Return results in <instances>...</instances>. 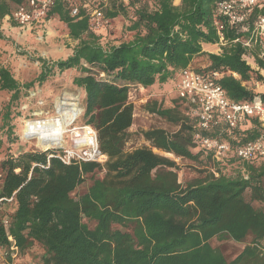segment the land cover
<instances>
[{
    "label": "trees",
    "instance_id": "trees-1",
    "mask_svg": "<svg viewBox=\"0 0 264 264\" xmlns=\"http://www.w3.org/2000/svg\"><path fill=\"white\" fill-rule=\"evenodd\" d=\"M24 1L0 0V27ZM116 1L104 8L105 27L125 14L132 39L103 44L85 10L72 15L59 1L47 19L57 16L78 40L73 52L53 62L39 58L41 71L25 83L0 65V94L10 96L0 109L6 141L17 139L14 120L30 90L75 69L80 74L73 83L85 92L83 123L96 129L99 148L108 156L103 164H66L55 156L56 148L7 152L0 162L2 256L8 264H17L21 254L26 264H264V157L215 160L196 134L215 137L218 128L200 130L197 117L177 96L167 106L156 100L146 106L175 129L143 130L150 145L126 149L136 113L132 88L174 80L182 69L194 68L196 57H206L207 65L194 69L219 73L229 100L260 97L264 103V91L255 89L264 85V49L242 42L264 9L248 12L247 31L226 26L221 44L215 26L220 0H180L178 5L175 0H120L118 6ZM205 44L219 51H206ZM263 133L258 119L248 118L236 130L237 143ZM154 148L207 170L181 182L176 160ZM86 182L87 190L77 193ZM12 246L18 247L15 258Z\"/></svg>",
    "mask_w": 264,
    "mask_h": 264
},
{
    "label": "built area",
    "instance_id": "built-area-1",
    "mask_svg": "<svg viewBox=\"0 0 264 264\" xmlns=\"http://www.w3.org/2000/svg\"><path fill=\"white\" fill-rule=\"evenodd\" d=\"M59 1L67 5L72 15H77L80 11L85 10L94 28L106 26L109 23L103 13L109 0H25L18 4L11 16H6L5 20L12 24L15 22L16 26L14 27L24 33L42 29L48 20L49 13ZM252 8L264 9V0H220L216 3L217 19L215 26L220 34L221 44H224L222 32L226 29V26L237 28L239 31H247L244 23L247 20L248 12ZM218 17L220 18L218 19ZM41 31L44 32V30ZM242 42L249 47L259 43L264 49V15L256 19L250 38ZM219 76L217 72L206 74L192 67H187L182 69L175 78L176 96L184 100L193 115L197 117L200 130L218 128V134L215 137L197 133L196 138L201 146L212 152L214 159L219 162H225L231 156H235L243 162L263 158L264 133L260 138L242 143H237L238 139L236 137V130L248 118H257L264 127V103L262 99L255 97L252 102L229 100L224 89L217 81ZM257 86H259L258 83ZM137 89L140 91L145 90L142 85L134 86L130 92L132 102L133 90ZM69 126H71L67 132L70 140L69 144L53 147L60 150L55 154L56 157L66 164L82 162H99L103 164L107 161L108 156L102 153L99 148L98 135L94 127L87 124H73V122ZM41 149L48 150L44 147ZM50 156H54V154H50ZM4 224L8 226V221L4 220ZM9 239L12 241L11 236H9ZM12 250V256L15 258L18 254V247L12 246Z\"/></svg>",
    "mask_w": 264,
    "mask_h": 264
},
{
    "label": "rangeland",
    "instance_id": "rangeland-1",
    "mask_svg": "<svg viewBox=\"0 0 264 264\" xmlns=\"http://www.w3.org/2000/svg\"><path fill=\"white\" fill-rule=\"evenodd\" d=\"M128 1L123 0L125 3H128ZM119 3L120 0H117L116 6ZM174 3L178 5L180 4V0H175ZM129 25L130 19L127 15L121 14L112 20V23L108 27H99L96 32L103 44H119L133 38L134 33L129 30ZM0 29L3 35L0 39V65L8 67L20 83L31 81L38 75L42 65L39 58L50 62L65 59L73 52L74 46L78 43V40H74L69 36L66 25L57 16H53L50 20H47L42 29H35L27 33L20 32L18 28L6 20L1 22ZM41 30H44V32ZM213 49H216V47H213ZM249 62L252 66L256 67L252 59H249ZM206 65L207 59L204 56L196 57L192 64L194 68H203ZM79 74V71L70 69L56 75V77L46 82L45 85L36 86L30 90L21 103V116L14 120L16 141L13 143L6 141L5 134L0 129V138H2L0 139V162L7 152L18 154L24 150H42V146L39 144L37 138H27L24 136L26 124L30 121H45L49 118L60 116L59 114L61 113L57 107L59 100L67 103L62 109L68 108L72 103H75L81 109V112L73 124H84L85 92L73 83V78ZM255 89L256 92H262L264 91V85L260 83V86H255ZM133 92L132 100L137 102L135 105V123L131 129L133 137L127 143V150L150 145L142 137L143 130L152 127H163L169 130L175 129L166 120L160 118L155 113L149 112L146 107L148 102H154L155 100L164 106L170 104V100L176 97L175 79L165 84H156L153 89L146 91L137 89L133 90ZM9 98L10 96L7 93L0 94V109ZM71 126L68 127L70 128ZM69 141V135L66 133L64 145L69 144ZM154 151L176 160L180 166L178 173L181 182L194 178L198 175V170H207L202 165L200 166L188 160L176 158L174 155L156 148H154ZM228 173L233 175L235 171L229 170ZM88 186L89 182L82 184L77 189V193L81 194L85 192ZM214 243L217 244L216 241ZM19 261L26 264L23 254L19 256V259H16V263L18 264ZM0 264H8L7 258L2 256Z\"/></svg>",
    "mask_w": 264,
    "mask_h": 264
},
{
    "label": "bare ground",
    "instance_id": "bare-ground-1",
    "mask_svg": "<svg viewBox=\"0 0 264 264\" xmlns=\"http://www.w3.org/2000/svg\"><path fill=\"white\" fill-rule=\"evenodd\" d=\"M66 102L59 100L57 103L60 116L49 118L45 121H30L26 124L24 136L38 139L39 144L44 149L65 144V134L68 126L79 116L81 109L75 103L70 107L62 109Z\"/></svg>",
    "mask_w": 264,
    "mask_h": 264
},
{
    "label": "crops",
    "instance_id": "crops-1",
    "mask_svg": "<svg viewBox=\"0 0 264 264\" xmlns=\"http://www.w3.org/2000/svg\"><path fill=\"white\" fill-rule=\"evenodd\" d=\"M213 47H216V49H213ZM204 50H206V51H213V52H218L219 51V48H218V46H216V45H211V44H205L204 45ZM158 84V83H157ZM156 85V84H155ZM155 85H153V86H151V87H149V88H147V89H145L144 91H146V90H149V89H153L154 88V86ZM144 95H146V94H144ZM150 96V95H149ZM147 99V98H146ZM134 102V104L136 105V101H133ZM131 129H132V127H131Z\"/></svg>",
    "mask_w": 264,
    "mask_h": 264
}]
</instances>
